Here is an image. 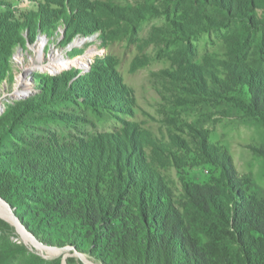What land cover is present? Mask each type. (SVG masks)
<instances>
[{"label": "rangeland", "instance_id": "1", "mask_svg": "<svg viewBox=\"0 0 264 264\" xmlns=\"http://www.w3.org/2000/svg\"><path fill=\"white\" fill-rule=\"evenodd\" d=\"M199 2L0 0V264H105L80 247L94 224L102 248L138 263L141 204L150 220L155 202L187 259L189 244L213 257L228 231L205 199L264 200V119L223 65L264 71L261 33L234 46L243 28ZM83 194L94 210L80 214Z\"/></svg>", "mask_w": 264, "mask_h": 264}, {"label": "trees", "instance_id": "2", "mask_svg": "<svg viewBox=\"0 0 264 264\" xmlns=\"http://www.w3.org/2000/svg\"><path fill=\"white\" fill-rule=\"evenodd\" d=\"M225 1L230 3V13L226 10L228 4ZM199 3L202 6L212 7L217 10L218 15H221L225 20L224 27H227L228 24H233L236 27L235 30L239 28L237 26L243 28L244 31L241 35L232 36L230 33L228 36L234 46L245 47L248 43V38H254V34L261 33L258 39L260 42L259 47L261 49L264 48V0H204V2ZM246 10L249 11V14L246 13ZM233 50L237 49L234 47ZM245 58L246 56L243 55L235 56V59L244 60ZM3 63L4 61L0 59V65ZM223 65L226 67L229 77L234 76L239 78L240 81H244L241 84L247 87L251 109L254 112H259V115L264 119V71L256 70L257 68L253 69L249 64H245V62L240 60L225 62ZM201 80V74L196 77L194 76V85L197 87L201 85ZM214 87H219V84L214 83ZM206 88L207 86L204 84L201 90L207 91L210 95L216 93L214 88H209L210 91ZM221 88H223V85ZM103 191L106 192L105 189ZM79 197L81 198L78 201L81 204L77 203L74 205L77 206V211L80 214L94 210V204L89 202L87 194L80 195ZM221 197L225 200L226 204H222L220 201L215 202L209 197L205 199L204 203L209 204L213 209L217 210V215L220 214L218 224L220 226H227L228 233L225 242L222 246H218L219 250L213 257L203 252L200 253L199 250L196 251L195 247L192 249V245L189 244L190 254L193 255L190 260L187 259L188 255L181 241L176 238L174 233L171 232L170 236L166 237L167 229H165L166 226L162 223L161 219L164 210H159V207L156 206L157 202H155V205L152 207L154 210L153 212L151 211V218L148 220L150 216L147 214V206L146 204H141L142 219L148 227V231H146L148 243L144 250L137 251L140 255L138 263L134 262V264H149L150 261L154 264H189V262L190 264L191 262L193 264H264V200L248 194L244 190L242 192L241 190L223 192ZM10 204L14 205L12 202ZM103 205L104 200H101L99 207L101 206L104 209ZM50 208L52 209L49 206L46 210ZM38 211L42 212V210ZM100 212L103 213L102 210ZM88 218L91 224L95 223L94 215ZM67 220L70 222L74 221V224L72 223L73 226H82L81 222L76 221V219ZM100 220L102 221L103 219L100 218ZM97 229L100 230L97 224H94L91 230H86L83 233L84 245H80L81 249L97 255L105 264H126L118 255L109 254V251L100 246L101 234H98ZM153 229L155 230L153 233H159L155 242L151 236ZM165 244L167 245V252L162 258L159 251L161 249L165 250ZM171 246L177 249L182 260L177 261V258L171 254ZM118 247H123V245ZM7 256L6 252L0 254V263Z\"/></svg>", "mask_w": 264, "mask_h": 264}, {"label": "bare ground", "instance_id": "3", "mask_svg": "<svg viewBox=\"0 0 264 264\" xmlns=\"http://www.w3.org/2000/svg\"><path fill=\"white\" fill-rule=\"evenodd\" d=\"M85 58H86V57H85ZM78 61H79V62L83 61V58L80 59V60H78ZM78 61H74V62H73V65H75V66L77 67V69H79L77 65H79V66H80V65L83 66V69H84V67L86 68V66L83 65V62L79 63ZM66 66H68V64H66V63H64V62H61V61H58V62L53 63V64L51 65V67H49V68L52 69V70H54V71H59V70L65 68ZM0 212L3 213V211H2L1 209H0Z\"/></svg>", "mask_w": 264, "mask_h": 264}]
</instances>
